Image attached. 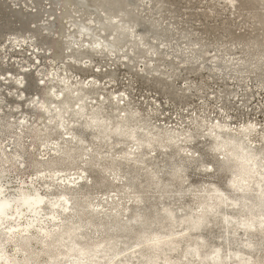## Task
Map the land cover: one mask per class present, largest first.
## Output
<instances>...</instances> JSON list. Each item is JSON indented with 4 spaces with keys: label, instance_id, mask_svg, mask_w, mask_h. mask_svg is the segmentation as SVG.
<instances>
[{
    "label": "clouds",
    "instance_id": "clouds-1",
    "mask_svg": "<svg viewBox=\"0 0 264 264\" xmlns=\"http://www.w3.org/2000/svg\"><path fill=\"white\" fill-rule=\"evenodd\" d=\"M0 264H264V0H0Z\"/></svg>",
    "mask_w": 264,
    "mask_h": 264
}]
</instances>
